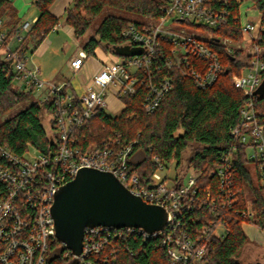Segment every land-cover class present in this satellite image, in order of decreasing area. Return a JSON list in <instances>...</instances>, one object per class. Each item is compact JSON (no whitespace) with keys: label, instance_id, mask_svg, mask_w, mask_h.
Returning a JSON list of instances; mask_svg holds the SVG:
<instances>
[{"label":"built area","instance_id":"1","mask_svg":"<svg viewBox=\"0 0 264 264\" xmlns=\"http://www.w3.org/2000/svg\"><path fill=\"white\" fill-rule=\"evenodd\" d=\"M244 1L236 0V20L242 40L224 36L217 41L212 30L226 23L228 12L223 4L227 0H162L161 13L157 18L145 25L130 22L121 32L124 42L120 46L140 47L141 53L104 62L98 70L87 74L88 81L83 79L84 74L78 77L81 90L77 95L70 90L69 82L45 81L40 78L38 68L26 67V52L18 46L35 18L21 21L13 36L7 40V27L4 18L0 16V49L6 53L4 57H13V81L19 90L33 89L34 92L42 89V97H36L40 101L51 99L53 126L50 132L57 137L56 149L49 155L33 147H29L33 149L30 156L27 155L29 148L17 155L0 144V264L47 263L50 244L57 240L51 215L55 193L83 167L111 172L146 203L165 208L167 221L162 230L153 232L131 226L85 227L81 253L78 256L72 254L62 243L65 256L77 257V264H92L94 259L109 264L114 262V253L117 251L111 242L137 234L144 241L157 239L158 244L165 249L170 264L202 263L206 250L203 239L209 234L224 236L227 232L226 222L215 215L192 234L184 214L194 209L195 201L199 207L207 206L209 214L234 204L235 194L231 188L232 151L235 149L223 157V165L216 170L219 183L217 199L207 193L202 200L196 197L197 174L187 165L181 173L177 168L174 175H164L166 178L163 180L160 171L166 163L154 157L158 170L146 184H141L138 173L128 165L135 141L119 145L110 138L100 144L91 142L83 146L76 132L98 110L106 113V107L112 102L117 104L115 108L118 109L115 115L106 114L111 117L120 116L126 107L124 95L134 94L137 86H144L146 95L142 107L146 113H152L173 87L172 78L159 73L162 66L181 68V72L191 77L198 88L205 89L213 84L222 66L217 52L207 41L222 44L228 52L242 48L249 56V62L241 73L232 76L231 82L247 98L231 134L246 145V159L256 163L258 179L264 187V117L261 115L264 110L259 112L254 103L264 72V61L261 58L263 48L253 42L261 29L260 15L249 8L242 9ZM175 22L183 23L185 27L176 28L173 26ZM205 32L210 33V37ZM245 41L248 45L243 48L241 43ZM88 56L83 49L78 50L69 62L71 70L77 74L82 72ZM191 58L196 61L192 62ZM187 172L189 174L184 180ZM241 215L245 218L241 223L243 231L245 226H254L264 238V229L250 222L253 212L249 201L241 210ZM258 247L264 248V245Z\"/></svg>","mask_w":264,"mask_h":264},{"label":"trees","instance_id":"2","mask_svg":"<svg viewBox=\"0 0 264 264\" xmlns=\"http://www.w3.org/2000/svg\"><path fill=\"white\" fill-rule=\"evenodd\" d=\"M53 1L32 2L38 14L19 44L20 50L34 52L58 24V18L49 11ZM250 1L260 15L261 29L253 42L263 48L261 58L264 61V0ZM161 4L162 0H72L66 9L65 21L73 28V36L82 41L94 19L105 12L93 33L81 42L82 49L91 56L96 48L111 50V46L123 44L121 32L128 23L149 24L160 15ZM223 6L228 12L227 21L220 28L213 29L212 33L217 39L229 36L241 41L242 34L236 20L238 3L227 0ZM0 16H6L4 22L9 40L21 19L8 0H0ZM207 43L217 52L222 66L213 84L205 89L198 88L191 77L181 72V68L162 66L159 73L170 76L173 87L152 113H146L142 107L146 95L144 86H137L134 94L124 95L126 107L120 116L111 117L98 110L91 120L77 130L76 135L83 146L91 142L100 144L110 138L119 145L135 141L128 165L138 173L141 184H146L158 170L154 157L164 164L174 163V170L185 160L187 167L197 174L196 197L202 200L207 193L217 199L219 183L216 170L223 165V157L235 149L232 151L231 188L235 194L234 204L219 210L216 212L218 214H209L207 206L199 207L195 201L194 209L186 212L184 218L192 234L215 215L226 222L227 232L224 236L209 234L203 239L206 250L201 264H260L258 258L252 260L245 254L246 249L251 250L257 244L241 227L245 220L241 210L249 201L253 212L250 222L264 229V187L260 185L256 163L246 159V145L231 134L247 98L241 89L232 84L231 78L248 65L249 56L242 48L228 52L218 42ZM191 59L192 62L196 61ZM12 64L11 55L0 56V144L17 155L26 152L29 147L49 155L54 152L57 143V137L50 132L53 126L52 101H40L33 97V89L19 90L13 81ZM254 103L256 109L263 112L264 95L256 93ZM261 115L264 117V113ZM165 178L163 176V180ZM113 244L117 251L114 262L109 264H170L165 249L157 239L144 241L135 234L114 240L111 242ZM64 254L62 243L54 240L50 244L46 264H68L72 257ZM92 264L104 263L94 259Z\"/></svg>","mask_w":264,"mask_h":264},{"label":"water","instance_id":"3","mask_svg":"<svg viewBox=\"0 0 264 264\" xmlns=\"http://www.w3.org/2000/svg\"><path fill=\"white\" fill-rule=\"evenodd\" d=\"M110 49L120 56L142 51L129 45H113ZM256 93L264 95V79ZM51 215L57 240L76 256L81 253L85 227L131 226L153 232L162 230L167 221L165 208L146 203L111 172L89 167L80 168L73 179L57 189ZM77 263V257H72L68 264Z\"/></svg>","mask_w":264,"mask_h":264},{"label":"rangeland","instance_id":"4","mask_svg":"<svg viewBox=\"0 0 264 264\" xmlns=\"http://www.w3.org/2000/svg\"><path fill=\"white\" fill-rule=\"evenodd\" d=\"M242 9L249 8L248 10L253 11L254 8L251 5L249 0H245L243 4L241 5ZM33 10V12L37 11V9L34 6H31L30 8ZM38 11L36 12V14ZM105 12H101L92 22L87 34L84 35L82 38V41L78 40L79 44H76L74 39L71 37L70 34H67L65 32V29L63 30H58L57 32H50L48 33L46 39L42 44L39 45V47L34 51L31 52L29 49L26 51V67L28 69L31 68H38L39 69V76L41 79L45 81H52L55 82L57 80H62V79H67L71 80L72 84H77L78 82L80 83V80L76 74H72L69 68L67 67V61L69 56L72 53H75L78 51V49H82V43L88 35H91L95 28L98 26V23L104 16ZM30 14L25 13V18H29ZM60 25L62 18L59 19ZM174 27H182L185 25L180 22H175L173 23ZM188 30H192V28L187 27ZM207 37H210V33L205 32ZM243 48L247 47L248 42L245 41L243 43ZM2 49H0L1 53ZM98 59L102 60L103 62H112L119 60L121 56L115 54L114 52H111L107 49L103 48H98L96 51V55ZM89 73V72H88ZM88 73L84 72V77L83 79L85 81H88ZM16 86V85H15ZM42 89L36 90L33 92V97L39 96L42 97ZM117 106L116 103L112 102L109 104L108 107H106V113L109 115H115L116 111L118 108H115ZM46 123V120H45ZM29 153L27 154L30 156V154L33 153V149L29 148ZM185 157L187 156V153L184 155ZM186 167V161L183 160L180 164V167L178 168V172H182L183 169ZM161 175H174L175 170H174V163H166L165 167L162 171H160ZM189 172L185 173L184 180L188 176ZM264 240V239H263ZM262 238L260 235L258 236V239H254L253 242L256 243V247H252L251 250L246 249L245 254L251 258L252 260L258 258L260 260V264H264V248L258 247L260 244L258 242H263Z\"/></svg>","mask_w":264,"mask_h":264},{"label":"crops","instance_id":"5","mask_svg":"<svg viewBox=\"0 0 264 264\" xmlns=\"http://www.w3.org/2000/svg\"><path fill=\"white\" fill-rule=\"evenodd\" d=\"M8 1L11 3V5L13 6V8L15 9L17 17H19L21 19L20 21H23V20H31V19H34V18L36 19L37 14H38V13L36 14L37 11L36 12L35 11L33 12V10L30 9L31 6H33L32 5V2L34 0H8ZM71 2H72V0H54L52 2V4L49 7V11L51 12V14H53L55 17H57L58 20L60 18H62V21H61V25H60V21H58V24L55 25L52 28L51 31L52 32L53 31L54 32H57L58 30L65 29V32H67V34H70L71 35V37L74 39L75 43L76 44H79L78 43V40L73 36V28L69 24H67L66 21H65V19H66V9L71 5ZM255 11L256 10L254 9L253 12H255ZM25 13H29L30 14V17L29 18H25ZM3 18L6 21V16H3ZM80 49H78V50H80ZM97 50H98V48L95 49V54L94 55H91V56L89 55L87 57V59H85L84 64H83V70L79 74L74 73L71 70L70 66H69V62L76 55L77 52L72 53L69 56L68 61H67V67L69 68V70L71 71V73L72 74H76L79 78H81L83 76L84 72L85 73H88L89 72L88 74H90V73L95 72L96 70H98L102 66V64L104 62L102 60L98 59L97 57H95ZM0 56L1 57H4V56H6V53L2 50L1 53H0ZM63 81L69 82V88H70V90L73 93H75V94H79L80 93V90H81L80 87H81V85H80L79 82L77 84H72L71 83V80L62 79V80H57L54 83H61ZM244 230H245L246 234L248 235V237L251 240L258 239V236L259 235L262 238V240L264 239L262 233L256 227H254V226H245ZM258 244L264 245V240H263V242H261V241L258 242Z\"/></svg>","mask_w":264,"mask_h":264}]
</instances>
